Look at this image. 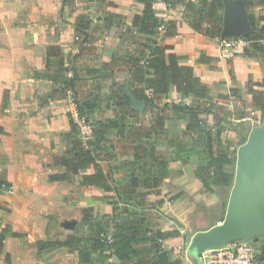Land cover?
<instances>
[{
  "label": "crops",
  "instance_id": "1",
  "mask_svg": "<svg viewBox=\"0 0 264 264\" xmlns=\"http://www.w3.org/2000/svg\"><path fill=\"white\" fill-rule=\"evenodd\" d=\"M105 1L121 22L111 21V13H105L98 21L105 25L94 27L102 32L99 41L107 36L104 44L85 40L74 46L69 41L71 25L60 27V0H0V174H4L0 178L14 187L3 227L25 234L22 238L5 236L0 252L9 255L10 264H82L78 252L65 246L38 255L35 242L63 240L68 234L87 236L95 223L107 236L121 222L138 224L148 232H174L161 245L177 256L172 246L215 225L226 211L227 187L212 185L208 190L195 174V169L208 161L207 129H221L237 149L244 139L237 142L233 129L264 126V111L253 104L248 92L251 86L264 93V40L246 37L252 32L248 15L263 13L264 0H223L218 10L221 33L216 37L196 30L189 20V15L197 12L199 0H174L168 7L164 0H155L154 12L172 22L174 34L160 30L152 38L170 45L171 51L182 57L179 63L193 68L194 80L208 85L213 106L205 110L208 102L192 94L182 96L171 86L160 105L144 104L141 110L127 112L124 132L106 128L98 134L97 122L122 115L116 102L136 87L133 59L144 49L143 39L149 37L132 25L134 16L144 8L141 2ZM51 6L54 9L50 10ZM261 25L264 21L258 23ZM238 36L245 44L229 55L221 41ZM198 101L202 109L197 117L203 128L192 132L187 125L193 111H177L171 105L182 107ZM74 103L86 113L97 137L91 132L82 139L77 127L72 131ZM165 103L168 106L163 107ZM156 114L163 117L160 128ZM253 118L258 120L250 125ZM152 146L167 162L166 176L157 188L132 184V178L142 180L156 170L147 152ZM137 147L142 149L139 156L135 155ZM87 151L98 167L84 163L77 173L67 172V163H78ZM98 168L104 183L83 180ZM225 168L230 171L228 165ZM65 173L68 179L49 178ZM261 238L252 242L264 257ZM91 257L92 264H126L113 253L102 258L97 252Z\"/></svg>",
  "mask_w": 264,
  "mask_h": 264
},
{
  "label": "trees",
  "instance_id": "2",
  "mask_svg": "<svg viewBox=\"0 0 264 264\" xmlns=\"http://www.w3.org/2000/svg\"><path fill=\"white\" fill-rule=\"evenodd\" d=\"M73 1L74 0H63V8L66 4L72 5ZM137 1L141 2L144 8L140 14L134 16L132 25L136 27L140 33L148 35L149 37L144 38L142 42V45H145L146 48L144 47V49L138 52L137 57L133 59L135 71L137 73V85L136 87L132 86V95L144 101L147 107H155L160 105L162 95L167 94L170 87L173 86L182 96L187 97L192 94L208 102V107L204 109L209 110L213 106V103L209 96L208 85L199 80H194L193 68L189 65L180 64L179 60H181L182 57L172 52V47L170 45L160 43L152 38V36L159 32L160 27H163L167 34H174V32L170 31L172 22L165 20L162 16L154 12L152 5L155 0ZM173 1L174 0H164V3L171 6ZM198 4L199 7L197 12L189 15L190 22L196 30H203V34L208 37L219 36L221 33V18L218 10L223 7V0H199ZM70 10H72V7ZM248 20L252 32L246 36L247 39L254 41L262 40L264 38V25L258 26V23L264 21V11L258 17L249 14ZM90 22V17H83L81 15L76 17V23L74 24V32L77 34L76 37L82 36L84 39L87 38V30ZM204 23H206L205 27L202 25ZM147 90H149V94H147ZM248 92L252 95L253 104L259 107L263 112L264 93L259 90H254L251 86L248 87ZM76 105L79 111L86 115L77 103ZM116 105L121 108L122 115L118 117V119L97 122L98 134L102 133L106 128H116L118 132H124L126 129L123 117H125L127 112L134 111L133 103L128 96H123L122 99L116 102ZM166 106H168V103H165L163 107ZM171 106L177 111H193L187 129L192 132L202 131L203 121L197 117V111L202 109L200 108L199 101L196 103L194 102L192 105L186 104L182 107L177 104H172ZM155 119L157 126L159 128L162 127L163 117L156 114ZM70 126L72 131L76 132V125L71 118ZM92 133L97 137L98 134L93 129ZM205 140L208 161L195 169L196 177L208 190H212V185L231 186L234 174L226 170L225 166L233 163L236 147L231 140L222 135V131L219 128L207 129L205 132ZM141 150L140 147H137L136 153L138 154L135 155L139 156L142 152ZM147 152L152 161V166H156V170L150 174L149 177L142 180L135 177L132 178V184L137 185L140 183L145 186L157 188L161 185L163 178L166 176L167 162L157 155L154 146L147 149ZM80 158L81 161L78 163H67V172L77 173L78 169L82 167L84 163H93L95 167H98L90 151L82 153ZM49 178L50 180L68 179L69 174L49 175ZM83 180L99 182L101 184L105 182L103 173L99 168L94 174L84 175ZM3 183L10 185L5 179L0 178V193L2 192L1 185ZM0 210L6 209L0 205ZM84 217V219H87L88 214L84 215ZM93 225L94 226L90 229L91 233L87 236L68 234L63 240H37L35 244L38 255L45 250L65 246L70 250L78 252L82 264H92L91 255L97 252L102 258H106L113 253L122 263L126 264H184V259L181 255L173 256L172 251L162 248L161 242L159 241L169 237L174 232H164L160 229L148 232L147 229H140L138 224L121 222L116 224V231L112 235L107 236L100 224L95 223ZM6 235L17 238L25 236L24 233L11 231L10 227L5 225L0 230V245ZM148 242L155 246H140V244ZM106 250L111 251V253L109 255L104 253ZM5 264H10L8 254L5 256Z\"/></svg>",
  "mask_w": 264,
  "mask_h": 264
},
{
  "label": "water",
  "instance_id": "3",
  "mask_svg": "<svg viewBox=\"0 0 264 264\" xmlns=\"http://www.w3.org/2000/svg\"><path fill=\"white\" fill-rule=\"evenodd\" d=\"M72 70L76 75L75 69ZM127 96L136 110L144 108V101L132 93ZM256 237H264L263 125L253 126L236 149L235 173L222 223L196 231L190 237L186 251L203 264L200 259L203 253L233 241L252 243Z\"/></svg>",
  "mask_w": 264,
  "mask_h": 264
},
{
  "label": "rangeland",
  "instance_id": "4",
  "mask_svg": "<svg viewBox=\"0 0 264 264\" xmlns=\"http://www.w3.org/2000/svg\"><path fill=\"white\" fill-rule=\"evenodd\" d=\"M62 3H63V0H60L59 8H58L59 11L61 9V23H60L61 25H60V27L66 28L67 25H65V24H68V23L71 25L70 27L72 28V35H70L71 38L69 39V41L74 46L82 45L85 40H86L85 42L88 41V42H96L97 44H101V45L104 44V42L107 40V36L104 35L103 41L102 42L99 41L101 38L100 36L102 35L101 34L102 32L100 33L99 29L94 30V27L97 28L98 25L103 27V25H105V21H103V20H102V22H98L99 19H103L106 17L105 13H108V12L111 13V16H113L110 19L111 21L114 19L116 22H121V20L118 18V15L112 14L113 10H111V8L107 7V3L105 0H96L94 2L74 0L72 5L66 4L64 8H63ZM54 6L55 7L57 6L56 2H55ZM54 6L53 7L51 6L50 10L54 9ZM71 7H72V10H70ZM62 8H63V10H62ZM78 15H81L83 17H90V19H91V22H92L91 29L89 30V37H87L86 39H84L82 36L76 37L77 34L74 32V24L76 23V17ZM93 32L94 33L96 32L95 36L92 35ZM95 37L97 39L93 40V38H95ZM235 38H242V36H238ZM256 120H258V119L257 118L249 119L250 125L255 124ZM231 123L232 122H229V124H231ZM229 127H231V126H229ZM233 130H235L233 132L236 133L235 139L237 142H239L240 138L245 139L247 137V134H248L250 129H249V126H248V128H244L241 126L240 128L233 129ZM235 164H236V152H235V157H234L233 163L228 165L230 172H232L233 174L235 173ZM0 176H4V174L2 173V174H0ZM10 179H12V177ZM10 185L12 186V192H7V191L3 192L2 191V193H0V205L8 210V211H3V210L0 211V229L5 224L6 215L8 213H10V209L6 206V205H9L11 203L12 197H13V192H14L13 183L12 184L10 183ZM230 189H231V186L225 188V191H226L225 194L226 195L228 194V197H229ZM124 199L127 200L126 197ZM224 204H226V202ZM153 213H154V217H156V219H157L158 213L156 211H154ZM259 239H262V238L259 237ZM189 240H190V237L188 238V240L186 239L185 241L180 242L175 246H172V250L174 248L176 249V251H177L176 255H181L184 259V263L188 262L189 264H199V262L196 259L192 258L186 251V247H187ZM1 246H2V244L0 245V249H1ZM208 255H209V252L204 253L205 259H207ZM3 256H5V255H3L0 252V264L5 263V261L1 262V261H3ZM4 259H5V257H4Z\"/></svg>",
  "mask_w": 264,
  "mask_h": 264
},
{
  "label": "built area",
  "instance_id": "5",
  "mask_svg": "<svg viewBox=\"0 0 264 264\" xmlns=\"http://www.w3.org/2000/svg\"><path fill=\"white\" fill-rule=\"evenodd\" d=\"M164 5L167 7L170 6L169 4ZM160 30H164V28L160 27L159 31ZM221 43L229 55H234L237 52L238 47L245 44V40L234 37L223 40ZM146 92L147 94L150 93L149 90ZM70 118L76 125L79 135L82 139H86L91 135L93 126L88 117L79 111L75 103L73 104V110L70 114ZM1 188L3 192H12V186L7 185L6 183H3ZM221 223L222 220H219L216 224ZM159 241L162 242V240ZM207 252H209L207 259H205L204 253L200 257L201 261H203V264H262L263 262V257L260 255V253H258L255 244L243 241L229 242L219 249L210 250Z\"/></svg>",
  "mask_w": 264,
  "mask_h": 264
}]
</instances>
